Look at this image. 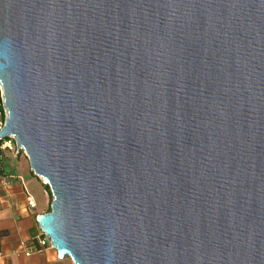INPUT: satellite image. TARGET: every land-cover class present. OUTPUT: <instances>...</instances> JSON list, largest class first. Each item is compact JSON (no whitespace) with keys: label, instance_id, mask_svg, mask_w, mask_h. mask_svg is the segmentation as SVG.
<instances>
[{"label":"water","instance_id":"1","mask_svg":"<svg viewBox=\"0 0 264 264\" xmlns=\"http://www.w3.org/2000/svg\"><path fill=\"white\" fill-rule=\"evenodd\" d=\"M0 90L59 258L264 264V0H0Z\"/></svg>","mask_w":264,"mask_h":264},{"label":"crops","instance_id":"2","mask_svg":"<svg viewBox=\"0 0 264 264\" xmlns=\"http://www.w3.org/2000/svg\"><path fill=\"white\" fill-rule=\"evenodd\" d=\"M33 183L37 189L31 188ZM29 196L34 197L35 207L28 204ZM52 196L45 180L38 177L30 166H24L23 171L15 176L0 174V264H71L67 257L59 258L53 247L25 254L41 236L37 215L48 212Z\"/></svg>","mask_w":264,"mask_h":264},{"label":"built area","instance_id":"3","mask_svg":"<svg viewBox=\"0 0 264 264\" xmlns=\"http://www.w3.org/2000/svg\"><path fill=\"white\" fill-rule=\"evenodd\" d=\"M6 117H7V110L3 106V110H0V129L4 126ZM0 150L2 151L13 150L17 154L23 153L24 155H26L25 151L17 145L16 138L13 136L9 137L8 139H3L0 141ZM28 204L31 207L36 206V201L34 197L32 196L28 197ZM51 247H52L51 240L41 232V236L37 238L36 243H32L30 247L26 250L25 254L31 255L34 252H40L46 248H51ZM1 255L2 253L0 252V256Z\"/></svg>","mask_w":264,"mask_h":264},{"label":"rangeland","instance_id":"4","mask_svg":"<svg viewBox=\"0 0 264 264\" xmlns=\"http://www.w3.org/2000/svg\"><path fill=\"white\" fill-rule=\"evenodd\" d=\"M9 137H6L5 139H8ZM24 166H30L29 160L26 155L23 153H15L13 150H5L3 151V156L0 160V173L1 170H4L6 174L10 176H15L20 174L23 171ZM44 181V180H43ZM31 188L37 189L38 187L33 183L31 184ZM53 199V196H52ZM39 205L42 204V200L39 199ZM67 261H71V264H73L70 257L66 258Z\"/></svg>","mask_w":264,"mask_h":264},{"label":"trees","instance_id":"5","mask_svg":"<svg viewBox=\"0 0 264 264\" xmlns=\"http://www.w3.org/2000/svg\"><path fill=\"white\" fill-rule=\"evenodd\" d=\"M3 106H4V105H3V95H2V92H1V90H0V110H3ZM2 156H3V151L0 150V160H1ZM0 174L6 176V173H5L4 170H1V173H0ZM50 210H51V206H50L48 212H49Z\"/></svg>","mask_w":264,"mask_h":264}]
</instances>
